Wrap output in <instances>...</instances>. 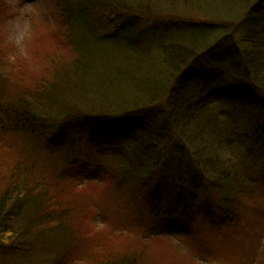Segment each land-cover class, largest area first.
I'll list each match as a JSON object with an SVG mask.
<instances>
[{"label":"trees","instance_id":"trees-1","mask_svg":"<svg viewBox=\"0 0 264 264\" xmlns=\"http://www.w3.org/2000/svg\"><path fill=\"white\" fill-rule=\"evenodd\" d=\"M64 1V21L75 36L74 73L57 74L58 81L39 93L43 106L36 114L41 124L30 112L24 114L21 105L2 110L7 120L2 126L14 138L7 149L16 165L0 171V254L26 259L42 248L44 257L63 260L67 252L70 228L65 219L70 215L41 214L39 198L31 195L33 183L40 184L33 178L36 159L52 162L46 167L54 177L69 174L58 168L56 158L62 160L64 149L66 161L75 162L71 150L87 135L66 118V111L82 113L77 119L91 124L89 151L96 145L91 141L101 135L113 139L105 153L116 148L114 141L123 144L111 152L120 153V168L127 174L138 168L142 185L150 186L142 191V199L151 205L146 221L151 236L189 234L195 220L193 203L201 190L210 196L205 205L214 206L205 215L215 224L224 220L215 209L236 203L247 188L246 178L253 184L264 182V0H254L250 23V16L240 22L243 35L234 44L221 27L160 19L151 25L142 18L144 12L136 10L138 5L165 0ZM191 1L206 4L204 10L210 12L234 3ZM124 4L129 7L122 9ZM76 35L88 43L104 37L99 47L82 48ZM45 118L60 122V127L45 128ZM174 139L185 146L173 145ZM97 147L96 155L102 157ZM51 220L55 227L40 229ZM35 238L42 240L40 244L33 242ZM91 248L83 264H142L135 253L100 259ZM24 251L28 255L20 254Z\"/></svg>","mask_w":264,"mask_h":264},{"label":"rangeland","instance_id":"rangeland-1","mask_svg":"<svg viewBox=\"0 0 264 264\" xmlns=\"http://www.w3.org/2000/svg\"><path fill=\"white\" fill-rule=\"evenodd\" d=\"M233 2L212 12L204 10L206 4L197 6L191 0H165L157 5L148 3L144 7L138 5L136 10L144 12L142 18L151 22V25L160 19L183 21L191 27L194 25L221 27L226 30L228 39L234 44L243 35L244 29L242 27L240 28L242 30L239 29L240 22L250 16L247 21L250 23L253 12L251 7L256 1L233 0ZM126 6L124 4L121 8L124 9ZM117 7L119 8V4ZM143 9L145 10L141 11ZM67 15L64 0L59 2L0 0V130L5 131V134H0V171H3V167L8 169L16 165L15 156L9 155L11 151L7 149L9 140L14 138L8 136V131L2 126L7 121L2 110L8 105L12 107L21 105L24 114L30 112L32 119L38 118L36 110L43 106V99L39 93H42L45 86L58 81L57 74L74 73L73 65L77 62V53L74 48L72 49V44L75 36L73 37L67 30L64 21ZM99 38L91 43L82 39L81 47L86 45L97 48L103 40ZM70 106L77 108L72 103ZM64 113L82 133L87 134L83 141L71 150L75 162L66 161L67 152L63 153L64 149L60 150V155L64 154L62 160L56 158L58 168L69 171V174L54 177L52 169L46 167L52 162L46 159H36L35 169L33 171L31 168L30 174L32 175L33 171V178L40 183L39 185L33 183L31 193L33 197L39 198L38 211L41 214H45L46 211L47 213L63 211L65 215H70L65 219L66 227L70 228V234L66 237L69 242L67 252L63 260L57 257L55 259L50 254L44 257L41 254L45 249L42 248H36L34 254L26 259H22V256L17 257L19 254L16 256L0 254V264H61V260L64 264H83L82 259L88 254V247L90 246L92 250L91 247L94 248L96 245L98 247L93 249V253L98 254L100 259L105 255L121 257L135 253L142 264H264L262 180L258 181V184H253L246 178L248 181L244 186L247 188L239 194L238 201L215 209L220 211L221 215H225L224 220L221 219L215 224L212 218L205 215L208 208L214 206L205 205L210 201V196L201 190L193 203L195 206L191 219L195 216V220L189 234L159 233L158 236H151L146 222L150 217L151 205H147L142 199V191L150 189V186L142 185L139 179L142 172L138 168L135 173L129 171L131 175L120 168L121 158L118 159L120 153L111 152L121 149L123 144L114 141L113 147L116 148L105 153V147L113 139L101 135L95 142L91 141L92 145L94 143L96 145L94 150L89 151L90 140L87 137L89 135L92 138L94 135L90 133L91 124H86L83 119H77L82 115L80 112ZM38 119L36 123H40L41 118ZM51 124L56 125V130L60 127V122L45 118V128ZM15 136L18 134L15 133ZM176 144L185 146L174 139L173 145ZM96 146H101L102 157L96 155ZM44 157L52 158L49 155ZM68 157H71L70 153ZM87 158L89 160H84ZM194 164L199 167L197 163ZM42 170L46 172L45 175L42 174ZM92 171L94 174L86 178L85 175ZM41 180L45 184H42ZM252 185L256 187L255 190ZM152 207L154 208L153 205ZM227 211L228 214H225ZM55 226L56 223L51 220L50 224L43 223L40 229L47 230ZM36 239L33 242L40 244L42 240ZM6 242L9 244L8 240ZM2 246L0 243V247ZM20 254L27 253L24 251ZM57 256L62 257L60 254ZM71 257H74L73 263H70Z\"/></svg>","mask_w":264,"mask_h":264}]
</instances>
